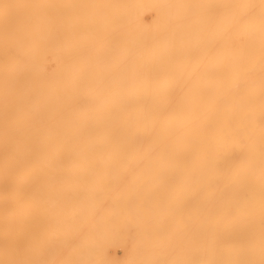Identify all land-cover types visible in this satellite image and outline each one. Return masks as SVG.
<instances>
[{
  "label": "bare ground",
  "instance_id": "6f19581e",
  "mask_svg": "<svg viewBox=\"0 0 264 264\" xmlns=\"http://www.w3.org/2000/svg\"><path fill=\"white\" fill-rule=\"evenodd\" d=\"M0 264H264V0H0Z\"/></svg>",
  "mask_w": 264,
  "mask_h": 264
}]
</instances>
